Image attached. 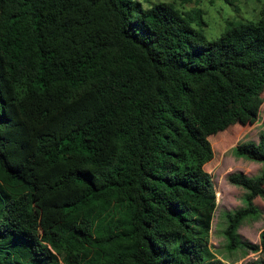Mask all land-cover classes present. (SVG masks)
<instances>
[{
  "label": "trees",
  "instance_id": "1",
  "mask_svg": "<svg viewBox=\"0 0 264 264\" xmlns=\"http://www.w3.org/2000/svg\"><path fill=\"white\" fill-rule=\"evenodd\" d=\"M199 2L0 0V264H225L205 167L213 137L258 120L264 0L212 40ZM236 152L263 171L228 177L248 194L226 247L264 254V230L238 234L264 132Z\"/></svg>",
  "mask_w": 264,
  "mask_h": 264
},
{
  "label": "rangeland",
  "instance_id": "2",
  "mask_svg": "<svg viewBox=\"0 0 264 264\" xmlns=\"http://www.w3.org/2000/svg\"><path fill=\"white\" fill-rule=\"evenodd\" d=\"M145 2L146 0H141ZM158 1V0H152ZM200 0L199 7L206 11L205 34L209 39H216L225 31L229 19L257 20L261 8V0ZM196 7L189 5L187 9ZM264 132V97L258 120L254 125L241 123L228 131L211 139L215 152L214 159L205 169L213 177L215 188L221 189L222 198L217 205L214 224L211 232L210 245L214 253L224 260L225 264H247L252 261H264V254L247 252L245 249L229 252L224 237L227 214L233 213L246 206L247 190L229 183L232 174H245L258 177L263 171V165L246 157H240L236 152L237 146L243 142H258L260 133ZM256 205L260 213L245 220L238 234L244 243L260 245V235L264 230V200L257 198Z\"/></svg>",
  "mask_w": 264,
  "mask_h": 264
}]
</instances>
